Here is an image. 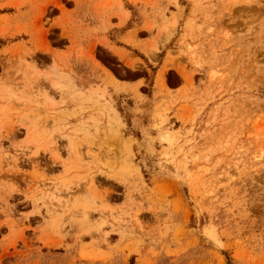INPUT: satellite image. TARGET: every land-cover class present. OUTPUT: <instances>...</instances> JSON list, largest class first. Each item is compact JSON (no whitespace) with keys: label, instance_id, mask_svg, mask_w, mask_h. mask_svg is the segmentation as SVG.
<instances>
[{"label":"rangeland","instance_id":"1","mask_svg":"<svg viewBox=\"0 0 264 264\" xmlns=\"http://www.w3.org/2000/svg\"><path fill=\"white\" fill-rule=\"evenodd\" d=\"M0 264H264V0H0Z\"/></svg>","mask_w":264,"mask_h":264},{"label":"crops","instance_id":"2","mask_svg":"<svg viewBox=\"0 0 264 264\" xmlns=\"http://www.w3.org/2000/svg\"><path fill=\"white\" fill-rule=\"evenodd\" d=\"M174 8V6L173 5H170L169 7H168V11L169 12H171V13H175V10L173 9ZM188 8V4H186L185 5V10H184V12L182 13V17L184 16V14H185V11H186V9ZM166 16H167V14H166ZM180 16V20L178 21V28H177V30L178 29H180V23L182 22V17ZM169 16H167V18H168ZM126 23V22H125ZM118 24V23H117ZM117 24H114L115 25V28H121L123 25H124V23H122V25H120V26H116ZM145 24H147L146 23V20H142V22H141V24L136 28L137 29V31H138V34L139 35H144V34H146L147 33V31L146 30H143V26L145 25ZM127 34V33H126ZM125 34V35H126ZM124 35V36H125ZM105 38L108 40V41H110L111 43H113V34H108L107 36L105 35ZM120 48H124V47H121V46H119ZM104 49V47L102 46V45H99V49ZM105 51H111V50H109V49H104ZM159 51H162V49L160 48V50ZM113 55V54H112ZM115 58H116V60L117 61H119V59L116 57V56H114ZM172 71H174V70H172ZM57 94V93H56ZM57 97H59V95H57Z\"/></svg>","mask_w":264,"mask_h":264}]
</instances>
